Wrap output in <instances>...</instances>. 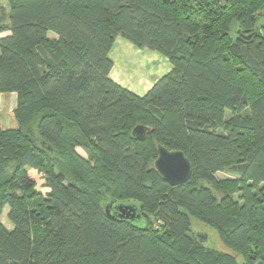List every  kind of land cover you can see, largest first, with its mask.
<instances>
[{
  "label": "trees",
  "instance_id": "obj_1",
  "mask_svg": "<svg viewBox=\"0 0 264 264\" xmlns=\"http://www.w3.org/2000/svg\"><path fill=\"white\" fill-rule=\"evenodd\" d=\"M8 3L0 93L17 94V127L0 128V264H264V0ZM118 36L170 63L143 95L109 75ZM157 144L188 157L185 183L155 171ZM111 200L141 219H109ZM195 214L230 251L205 245Z\"/></svg>",
  "mask_w": 264,
  "mask_h": 264
},
{
  "label": "rangeland",
  "instance_id": "obj_2",
  "mask_svg": "<svg viewBox=\"0 0 264 264\" xmlns=\"http://www.w3.org/2000/svg\"><path fill=\"white\" fill-rule=\"evenodd\" d=\"M136 48V47H135ZM133 50V49H132ZM136 50V49H134ZM119 58L117 59V63L119 70L115 76L121 78L120 82L127 86L129 89L133 90L136 86L142 85V87L147 83L148 79H153L152 77L155 75L162 76L167 73V69L170 66V63L166 56L157 50L151 49H138V51H128L127 49L123 52H119ZM120 74V75H119ZM137 88V89H140ZM127 88V89H128ZM229 115V111H226V116ZM14 117L11 115V118ZM79 152H83L81 148L77 149ZM28 175L36 181V188L40 191H46L47 189L43 187V176L40 172L33 168L28 169ZM215 177L219 180L225 178L233 177L229 171H219L215 173ZM6 211L3 210L1 213L0 220L7 221ZM192 231L194 233H206L207 241L205 243L206 246L214 249H218L221 251H230V249L224 245V243L218 237L217 230L208 223L203 217L200 215H192ZM237 260L239 264H242V258L236 254Z\"/></svg>",
  "mask_w": 264,
  "mask_h": 264
},
{
  "label": "water",
  "instance_id": "obj_3",
  "mask_svg": "<svg viewBox=\"0 0 264 264\" xmlns=\"http://www.w3.org/2000/svg\"><path fill=\"white\" fill-rule=\"evenodd\" d=\"M150 128L143 124H137L133 127L132 136L144 140ZM42 146L52 150L49 144L41 141ZM157 157L153 162L155 171L160 177L170 185H179L185 183L191 175L192 164L185 153L181 150H171L167 147L157 144ZM105 213L112 220L135 221L141 219L140 205L134 201H115L111 200L105 206Z\"/></svg>",
  "mask_w": 264,
  "mask_h": 264
},
{
  "label": "crops",
  "instance_id": "obj_4",
  "mask_svg": "<svg viewBox=\"0 0 264 264\" xmlns=\"http://www.w3.org/2000/svg\"><path fill=\"white\" fill-rule=\"evenodd\" d=\"M0 2L2 3L3 6L8 8V4H9L8 0H0ZM1 35H4V34H1ZM48 37L56 38V35L52 32H49ZM126 49L128 51H138V49H141V48H137V47L135 48L134 45H132L130 42L126 41L125 39H123L120 36L116 37L115 42H114V44H113V46L109 52V56L111 57V59L113 61V66H112V69H111L109 75L115 82H117L118 84H120L123 87L128 88L127 86L122 84V82H120L121 78L119 76H118V78H117V76H115L117 74V73H115V70L116 71L119 70V67L116 63L117 59L119 58V56H118L119 52H123ZM134 49H136V50H134ZM115 60H116V62H115ZM170 68H171V66H169V68L167 70L169 71ZM158 77H160V74L153 76L152 77L153 79H151V80L148 79L149 81L147 83H145V85L143 87H142V85H141V87L137 85L136 88H134L133 90H131L129 88L128 89L139 94V95H143L152 86L154 80ZM139 87H140V89H137ZM16 103H17V94L15 92L0 93V128L2 130L13 129V128L17 127V121H16L15 116H14V109L16 107ZM11 115L14 117L11 118ZM8 209L9 208L7 206H5L3 208V210L6 211V213L8 212ZM3 210H2V213H3ZM0 217H1V215H0ZM6 217H7V214H6ZM0 221L3 223V225L7 229L12 228V224L8 221V219H7L8 222H6L4 220H0Z\"/></svg>",
  "mask_w": 264,
  "mask_h": 264
}]
</instances>
